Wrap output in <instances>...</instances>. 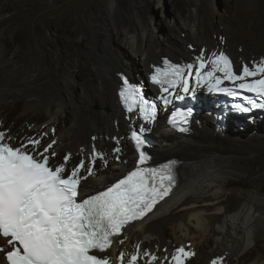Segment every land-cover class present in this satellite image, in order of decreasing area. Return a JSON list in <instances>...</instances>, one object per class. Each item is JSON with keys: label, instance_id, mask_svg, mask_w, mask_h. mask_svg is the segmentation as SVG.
I'll return each mask as SVG.
<instances>
[{"label": "bare ground", "instance_id": "obj_1", "mask_svg": "<svg viewBox=\"0 0 264 264\" xmlns=\"http://www.w3.org/2000/svg\"><path fill=\"white\" fill-rule=\"evenodd\" d=\"M80 1L45 13L51 8L48 0H0V122L11 138L6 142L14 147L29 137L42 145L55 140L53 167L64 163L68 153V171L81 159L87 163L93 147L106 154L107 167L97 160L96 175L81 181L80 195L87 196L136 163L128 134L142 123L123 113L117 75L146 83L152 69L167 58L163 55L187 64L201 49L223 51L239 74L244 64L264 59V0H229L224 22L210 0L202 10L206 27L201 31L186 24L196 15L194 4L173 0V20L179 25L165 38L157 35L152 17L142 16L150 0ZM129 53L136 55L135 62ZM146 95L157 98L159 88ZM206 109L186 136L173 134L162 116L146 125L154 142L152 165L177 160L178 183L148 216L127 227L123 245L114 244L106 253L113 260L120 251L133 253L139 244L161 260L184 246L195 253L185 264H212L218 258L220 264H264V114L243 120L240 128L228 122L221 132L210 106ZM113 137L120 138L119 145ZM117 146L126 163L115 159L112 149ZM228 187L241 189L227 193Z\"/></svg>", "mask_w": 264, "mask_h": 264}, {"label": "snow or ice", "instance_id": "obj_2", "mask_svg": "<svg viewBox=\"0 0 264 264\" xmlns=\"http://www.w3.org/2000/svg\"><path fill=\"white\" fill-rule=\"evenodd\" d=\"M163 64L150 76L160 93L153 101L121 75L120 101L127 113L138 111L144 122L139 132L133 129L129 137L138 160L132 170L86 197L80 195L81 181L96 175L97 160L107 167L106 154L93 147L87 163L81 159L68 171L71 153L63 157L64 163L50 165L56 156L51 151L55 140L42 145L40 139L29 137L26 144L14 147L6 142L11 138L0 132V238L4 241L0 255L6 264H140L141 260L144 264H185L195 255L180 246L171 257L161 260L139 244L133 253L120 251L115 260L106 254L114 244L123 245L127 227L151 213L170 194L176 181L177 161L147 166L151 156L144 150V133L151 128L146 125H153L157 119L156 99L167 107L186 97L195 99L201 88L209 94L242 97V103L232 105L236 111L264 109V59L251 66L244 64L239 74L223 51L208 54L201 49L193 63L164 59ZM193 78L195 84L191 85ZM225 81L231 86H223ZM191 115V108L186 112L177 109L167 122L184 132L187 129L178 124H186ZM112 139L119 145L120 138ZM112 152L118 160L121 148L117 146ZM82 170L86 175L81 174ZM221 259L212 264H220Z\"/></svg>", "mask_w": 264, "mask_h": 264}, {"label": "rangeland", "instance_id": "obj_3", "mask_svg": "<svg viewBox=\"0 0 264 264\" xmlns=\"http://www.w3.org/2000/svg\"><path fill=\"white\" fill-rule=\"evenodd\" d=\"M77 1L78 0H74V1L73 0H54V1L53 0H48V2H50V4H51V8L50 9L49 8L48 9H44L43 12L48 13V11H52V10L65 9V8L69 7L71 4H73V2L75 3ZM87 1L98 2L100 0H81L80 3L83 4V3L87 2ZM157 1L158 0H150V2L144 4L143 5L144 8L141 9V12H142V16H143L144 19L148 20L149 17L153 18L154 22L156 23V27H157V29H156L157 30V35L159 37H161V38H163V37L165 38L171 31L174 30L173 28L175 26L179 25V22L177 20L176 21L173 20V16L176 13L175 12L176 10L171 6V3L173 2V0H161V2H162L161 6L157 4ZM183 1H184L183 3L185 5H187V4L193 5L194 4V8H195L194 10H195V12L196 11L198 12V13L196 12L195 17H192V18H190L191 20H188L189 22L190 21L191 22L189 23L187 21L186 24L189 25V26L194 24L195 27L199 28L200 31L202 29H204L206 27V23H205L206 20H204L205 17H204L203 13L207 9V7L209 8L210 0H201V1L200 0H197V1L196 0H183ZM213 2L215 4V7L217 6L216 7L217 12L219 14H221V18H220L221 21L224 22L225 20L222 18V16L225 17L228 14L227 10H225V9L230 5L229 0H214ZM197 3H198V5H197ZM202 10H204V11H202ZM200 17H202V18H200ZM200 27H202V28H200ZM182 38H184V35L182 36ZM113 40H114L113 43H115L114 45L118 46V38L116 37ZM113 43H112V45H113ZM189 44L191 45L192 43H188V45ZM85 45H86V41H84L82 44H80L79 47H78V52H82L83 49L85 48ZM163 57H167V58L170 59V57L168 55H166V54L163 55ZM128 58L131 61L135 62L136 55H134L132 53H129ZM120 72H125V71H120ZM94 109L96 110L97 108L95 107ZM98 110H100V109L98 108ZM17 118H19V116L15 117V119H17ZM4 123H5L4 121H2V124L0 122V124L2 125V129L4 128ZM119 156L124 159L123 155H119ZM173 157H176V156H172L171 158H173ZM177 158H179V157H176V159ZM65 175H66V173H65ZM239 189H241V188H239V187H232V188L228 187L227 193H231V192L236 191V190L240 191ZM263 190H264V188H263Z\"/></svg>", "mask_w": 264, "mask_h": 264}, {"label": "clouds", "instance_id": "obj_4", "mask_svg": "<svg viewBox=\"0 0 264 264\" xmlns=\"http://www.w3.org/2000/svg\"><path fill=\"white\" fill-rule=\"evenodd\" d=\"M167 59H169V58H167ZM170 61H172L171 59H169ZM160 62H161V60H160ZM172 62H174V61H172ZM160 64V63H159ZM158 66V65H157ZM120 74H123V75H125L127 78H128V76L126 75V74H124V73H120ZM128 80H129V78H128ZM131 80H129V82H130ZM130 83H133V82H130ZM134 84H136V83H134ZM145 87L147 88V90L148 89H153V88H149L148 87V83H147V81H146V83H145ZM179 136V135H178Z\"/></svg>", "mask_w": 264, "mask_h": 264}, {"label": "water", "instance_id": "obj_5", "mask_svg": "<svg viewBox=\"0 0 264 264\" xmlns=\"http://www.w3.org/2000/svg\"><path fill=\"white\" fill-rule=\"evenodd\" d=\"M131 82V81H130Z\"/></svg>", "mask_w": 264, "mask_h": 264}]
</instances>
